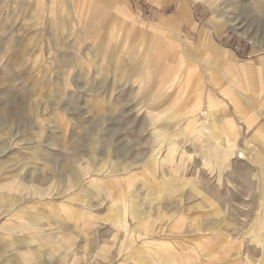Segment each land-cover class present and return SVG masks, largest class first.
<instances>
[{
    "label": "rangeland",
    "instance_id": "1",
    "mask_svg": "<svg viewBox=\"0 0 264 264\" xmlns=\"http://www.w3.org/2000/svg\"><path fill=\"white\" fill-rule=\"evenodd\" d=\"M0 264H264V0H0Z\"/></svg>",
    "mask_w": 264,
    "mask_h": 264
},
{
    "label": "crops",
    "instance_id": "2",
    "mask_svg": "<svg viewBox=\"0 0 264 264\" xmlns=\"http://www.w3.org/2000/svg\"><path fill=\"white\" fill-rule=\"evenodd\" d=\"M176 19H177V20L188 19V13H187V11L184 9L183 6H180V7H179V10H178V14H177V18H176ZM214 26H216V25L214 24ZM165 84H166V83H165ZM173 144H175V143H173ZM175 147H177L176 144H175Z\"/></svg>",
    "mask_w": 264,
    "mask_h": 264
}]
</instances>
